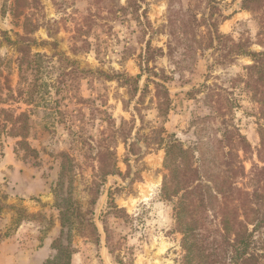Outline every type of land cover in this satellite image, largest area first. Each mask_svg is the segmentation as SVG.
Returning <instances> with one entry per match:
<instances>
[{"label": "rangeland", "instance_id": "374dc122", "mask_svg": "<svg viewBox=\"0 0 264 264\" xmlns=\"http://www.w3.org/2000/svg\"><path fill=\"white\" fill-rule=\"evenodd\" d=\"M126 1L107 0L108 11L102 0H40L42 22H47L50 32H58L48 37L43 27L34 37L38 43L55 42L56 46L40 44L31 51L48 56L60 52L73 63L64 66L69 71L97 74L88 81L73 73L68 80L74 79V87L63 93L59 104L55 105L52 97V101L43 100L33 108L28 136L22 143L7 136L0 111V264H45L58 246L67 244L75 250L71 264H118V256L124 264H179L181 234L174 230L171 207L157 195L166 174L164 149L155 144L157 133L163 138L174 134L186 146L191 137V142L197 141L203 152L208 151L211 135L223 120L246 138L253 160L256 159L264 121L259 104L240 81L245 73L243 66L252 64L251 57H222L220 52L202 51L211 6H215L217 28L230 39V45L241 43L250 52L264 50L256 37L258 25L251 12L241 9L242 0H137L141 7L138 12L132 8L117 11L119 6L127 7ZM11 4L12 0H0L2 98L6 87L15 90L18 82L15 46L4 41H14L16 34L21 33L22 19L11 16ZM175 29L178 38L171 35ZM78 34L81 40H87L80 49ZM147 42L151 47L150 71L142 73L139 62ZM74 47L76 51L72 50ZM61 66L55 64L47 78L55 80ZM122 73L130 77L142 73L140 85L148 76L162 83L168 92V111L160 113L156 109L152 83L137 106V99H131L116 79H106ZM80 97L93 98L101 105V112H106L96 113L94 121L84 126V136L100 138L106 124L99 120L111 116L117 126L121 118L127 122L134 119L135 128L140 127L139 136H148L151 142L147 147L142 139L137 140L135 129L130 142L137 146L130 154L120 140L110 143L116 148V165L121 175L106 178L104 194L95 208L84 191L92 176L99 173L95 156H85L86 148L72 141L64 121L58 123L54 113L48 115L53 108L77 115ZM219 104L220 113L215 108ZM30 108L19 100L0 103V110H13L16 115ZM239 156L245 158L241 152ZM251 161H243L246 172ZM110 190L113 203L128 219L106 214ZM70 203H77L74 209L80 214H94L102 237L99 245L90 238L79 237L75 227L62 228L60 208Z\"/></svg>", "mask_w": 264, "mask_h": 264}, {"label": "trees", "instance_id": "16d2710c", "mask_svg": "<svg viewBox=\"0 0 264 264\" xmlns=\"http://www.w3.org/2000/svg\"><path fill=\"white\" fill-rule=\"evenodd\" d=\"M126 2L127 7L119 6L117 11L132 8L133 12H138L141 9L137 0ZM102 3L103 8L109 11L107 0H102ZM213 9L215 6L210 7L207 17L208 29L203 37L206 43L202 45V51H212V54L220 52L222 57L242 55L251 57L252 64L243 66L245 73L240 81L251 93L252 100L259 104L260 118L264 121V50L250 52L241 43L232 42L230 45L228 43L230 39L220 34L217 28ZM241 9L253 14L258 25L256 37L264 47V0H242ZM40 12V0H12L9 7L12 17L22 19L21 33L16 34V39L12 41L10 38H5L4 40L8 45L15 46L17 52L15 62L18 82L15 90L9 86L6 87L5 97L2 98L0 95V103L19 100L31 108L18 115L13 110L0 111L4 118L2 126L7 136L18 140V143H22L27 138L31 111L38 107L41 101L47 99L52 101L53 97L55 105L59 104L64 99L63 93L74 87V79H71L72 82L69 80L76 72L88 81L94 80L97 74V72L79 69L69 71L64 66L73 63L60 52L54 51L48 56L45 53L31 51L33 46L40 44L56 46L55 42L38 43L34 37L43 27L47 30L48 37L58 32L57 30L54 33L49 31L46 27L47 22L41 20ZM171 35L178 38L177 30L171 32ZM78 39L81 40L79 34ZM81 43L79 49L86 45L87 40L83 39ZM166 46L171 47L170 44ZM150 48L147 42L145 55L140 56L139 69L142 73L150 71L148 68L151 60ZM72 50L76 51L77 47ZM55 64H61L63 68L57 73L55 80L48 79L47 75L53 73ZM142 73L135 77H130L126 73L115 74L116 76L106 79L110 81L116 79L121 87L127 89L131 99H137L135 101L137 106L142 103L144 94L152 83L156 109L160 113H165L169 108L167 90L162 83L151 79L150 76L140 85ZM153 73L155 75V72ZM100 75L104 74L100 72ZM79 101L81 108L76 110L77 115L55 108L49 109L48 115L56 114L55 120L58 123L64 121V128L72 141L86 148L85 156H95L93 161L98 165L96 169L99 173L92 176L93 180L84 188L90 204L95 208L104 194L106 178L121 175L116 165V148L110 147V143L120 140L130 154L137 146L136 142H130L135 129L137 140L142 139L141 141L147 147L151 142L148 136H139L140 127L135 128L134 119L127 122L121 118L120 125L117 126L111 116H107L106 120H99L106 124V128L100 132V138L84 136V126L94 121L95 115L106 114V112H101V105L96 104L93 98L80 97ZM220 106L219 104L215 107L218 113L221 111ZM214 132L215 134L211 135L208 151L203 152L197 146V141L191 142V137L189 145L186 146L174 134L163 138L160 133H157L155 144L164 149L163 167L166 171L157 195L161 201L171 207L174 230L181 234V256L178 263L264 264V129L261 128L260 147L256 150L255 160H253L251 145L239 130L226 126L222 120ZM240 152L244 155V159H242L243 156H239ZM249 153L251 156H248ZM245 159L252 160L248 172L243 165ZM85 161L93 163L88 159ZM125 163L129 167L127 161ZM241 182L243 184H240ZM112 196L113 193L110 190L107 196L106 214L117 219H128L124 211L118 209L113 203ZM76 204L70 203L67 207L60 208L62 209L60 211L62 228L72 230L75 227L79 237L90 238L99 245L102 237L94 221V214L92 212L80 214L77 209H74ZM87 214L90 217H86ZM106 241L108 242L107 232ZM74 252L70 244L58 246L54 256L45 264H71ZM118 257L120 262L117 263L124 264L120 256Z\"/></svg>", "mask_w": 264, "mask_h": 264}]
</instances>
